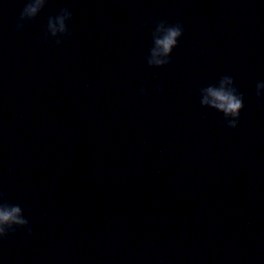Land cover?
<instances>
[{
	"label": "water",
	"instance_id": "1",
	"mask_svg": "<svg viewBox=\"0 0 264 264\" xmlns=\"http://www.w3.org/2000/svg\"><path fill=\"white\" fill-rule=\"evenodd\" d=\"M25 2L0 4V194L31 235L0 264H264V0H46L17 31ZM160 20L183 33L149 67ZM226 76L235 128L201 104Z\"/></svg>",
	"mask_w": 264,
	"mask_h": 264
},
{
	"label": "clouds",
	"instance_id": "2",
	"mask_svg": "<svg viewBox=\"0 0 264 264\" xmlns=\"http://www.w3.org/2000/svg\"><path fill=\"white\" fill-rule=\"evenodd\" d=\"M3 4V0H0ZM46 0H26L19 17L15 21V29L22 31L25 24L34 20ZM72 19V13L67 7L62 8L55 16L50 17L47 22L46 32L57 45L62 43L61 37H66L68 24ZM183 33V26L180 23L169 24L167 20H160L155 24L152 32V47L146 57L149 67H162L168 63L172 49L176 47L178 40ZM141 88V95L143 94ZM256 96H264V80L257 81L255 85ZM201 104L211 107L223 113L229 128H235L239 120V114L243 108V97L233 87L231 77H223L218 84L209 85L201 90ZM16 229H26L31 235L28 219L24 215L19 204H9L0 194V240Z\"/></svg>",
	"mask_w": 264,
	"mask_h": 264
}]
</instances>
